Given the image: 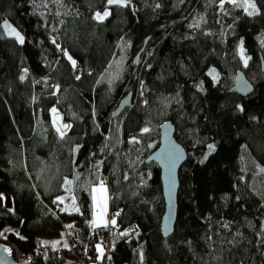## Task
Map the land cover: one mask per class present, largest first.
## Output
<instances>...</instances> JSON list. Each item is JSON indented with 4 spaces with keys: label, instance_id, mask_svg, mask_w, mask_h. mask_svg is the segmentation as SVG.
I'll return each mask as SVG.
<instances>
[{
    "label": "trees",
    "instance_id": "trees-1",
    "mask_svg": "<svg viewBox=\"0 0 264 264\" xmlns=\"http://www.w3.org/2000/svg\"><path fill=\"white\" fill-rule=\"evenodd\" d=\"M249 2L255 14L245 0H0V243L16 261L97 258L92 189L105 183L118 214L107 264H264V0ZM239 71L245 97L232 89ZM129 93L133 106L112 118ZM52 107L70 125L61 138ZM164 121L188 155L168 238L160 170L145 163ZM67 179L78 211L57 199Z\"/></svg>",
    "mask_w": 264,
    "mask_h": 264
},
{
    "label": "water",
    "instance_id": "water-1",
    "mask_svg": "<svg viewBox=\"0 0 264 264\" xmlns=\"http://www.w3.org/2000/svg\"><path fill=\"white\" fill-rule=\"evenodd\" d=\"M150 37L144 41L142 48L137 52L133 58V64L138 66L141 55ZM68 54H66V58ZM69 56V55H68ZM69 60V59H68ZM264 70V66H263ZM233 91L240 96H247L253 91V85L246 78L242 71L236 73ZM132 93L127 94L122 98L112 112L111 117H118L125 109L131 108ZM187 152L183 145L176 139V129L171 121H164L159 125V144L158 147L152 151L145 158V163H154L160 170V178L162 183V193L165 203L164 213L160 222V233L163 238L170 237L175 230V225L178 219V193H179V171L182 165L187 160ZM260 231L264 232V216L260 221ZM8 249L0 243V264H31L27 261H16Z\"/></svg>",
    "mask_w": 264,
    "mask_h": 264
},
{
    "label": "rangeland",
    "instance_id": "rangeland-1",
    "mask_svg": "<svg viewBox=\"0 0 264 264\" xmlns=\"http://www.w3.org/2000/svg\"><path fill=\"white\" fill-rule=\"evenodd\" d=\"M108 10H109V8H108ZM103 12H100V13L103 14ZM10 26H11V28L15 29L16 32H18V30L15 27H13L12 25H10ZM7 34L9 35L8 29H7ZM9 36H11V35H9ZM67 57L69 59V56H67ZM128 59H129L128 54L125 53V51L122 49L120 51L119 55H117L115 57V59L112 61L111 65H110V67L108 69V72L106 74V80L108 82H112V81H114L115 79H117L119 77V75L122 73L123 69L125 68ZM69 60L71 61V63H72V61H74L72 59H69ZM75 66H76V63H75ZM53 109H55V111H53ZM50 117H51L52 125H53L57 135L60 138L63 137L65 135V133H66L65 130L67 129V128L64 127L66 124H64L62 122V120H61V118H60V116L58 114V111H57V109L55 107H52L50 109ZM57 129H59V131ZM61 133H63V135ZM233 154L238 155V150L235 149V148L234 149H227V148L220 149V155L222 156L223 159L228 160L230 155H233ZM231 158H233V157H231ZM66 181H70V180L67 179ZM102 184L106 188V192L94 191L95 200L93 199V201H92L93 209H94L93 220L92 221L93 222L96 221V223H94V225H98V226H104L105 224L108 223V214H109V189H108V185L107 184H105V183H102ZM100 185H97V186L93 187L92 193H93V190L94 189H98L100 187ZM60 197L63 198V202L62 203H63V205H64V207H65V209L67 211L72 212V211L76 210L77 206H76V201H75L73 193H72V182L71 183H65V192ZM105 197L107 199V210H106V213L103 216V220L101 221L99 219V213H100L99 205L103 202V199ZM114 220L116 222V219H114ZM66 238H67V236H66ZM56 240L59 241L60 239H56Z\"/></svg>",
    "mask_w": 264,
    "mask_h": 264
},
{
    "label": "snow or ice",
    "instance_id": "snow-or-ice-1",
    "mask_svg": "<svg viewBox=\"0 0 264 264\" xmlns=\"http://www.w3.org/2000/svg\"><path fill=\"white\" fill-rule=\"evenodd\" d=\"M229 2L235 4L236 0H229ZM127 3H128V0H107V4L108 5L118 4V5L126 6ZM222 6H223V0H222V3H221V7ZM243 6L245 8V11H248L249 8L252 9V11L248 13L249 15L255 14V12L257 11L255 3H251V2H249V0H245V5H243ZM109 15H110V11L106 8L104 10L103 14H101L100 12H97L95 14L94 18L97 19V20H103L106 17H108ZM4 27L6 29H8L9 35L14 36L20 43L24 42L23 36H21L18 32H16L15 29L11 28V26L8 25L7 22H5ZM69 59H71V58L69 57ZM245 63H246V61H245ZM72 64H73V66H75V61H72ZM23 78L24 77H21V79H23ZM77 79H79V77H77ZM53 111H55V109H53ZM64 127L68 128V127H70V125H65ZM57 130L59 131V129H57ZM142 131L143 132H148L149 129L148 128H144ZM61 134L63 135V133H61ZM132 142H135V138H133ZM213 147L214 146L209 145L210 149H212ZM66 183H71V182L70 181H66ZM93 191L106 192V188L101 183L100 187L98 189H94ZM57 199L60 200L61 202H63V198L58 197ZM93 199L95 200V197H93ZM99 207H100L99 219L102 221L103 220V216H104V214L106 213V210H107V199H106V197L103 199V202L99 205ZM76 210L78 211V209H76ZM93 223H96V221H94ZM111 223L113 225H115L116 222H115V220H112ZM104 226H107V225L105 224ZM68 227H72V226L69 225ZM0 235H2V233H0ZM53 246H55V245H53ZM5 251L6 252H10L9 249H5Z\"/></svg>",
    "mask_w": 264,
    "mask_h": 264
},
{
    "label": "built area",
    "instance_id": "built-area-1",
    "mask_svg": "<svg viewBox=\"0 0 264 264\" xmlns=\"http://www.w3.org/2000/svg\"><path fill=\"white\" fill-rule=\"evenodd\" d=\"M118 214L111 212L109 210L108 214V223L107 226H104L103 229H91V233L100 235L102 238V243L98 246V255L97 258L86 257L81 260L82 264H107L110 252L114 246L113 238L115 230L113 228L112 220H117ZM69 248L71 251L74 249V243L71 239H67Z\"/></svg>",
    "mask_w": 264,
    "mask_h": 264
},
{
    "label": "crops",
    "instance_id": "crops-1",
    "mask_svg": "<svg viewBox=\"0 0 264 264\" xmlns=\"http://www.w3.org/2000/svg\"><path fill=\"white\" fill-rule=\"evenodd\" d=\"M93 197H94V191H93V193H92V201H93ZM95 226H98V225H95Z\"/></svg>",
    "mask_w": 264,
    "mask_h": 264
}]
</instances>
